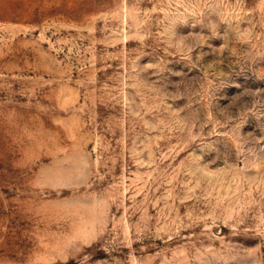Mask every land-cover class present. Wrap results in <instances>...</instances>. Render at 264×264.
Wrapping results in <instances>:
<instances>
[{"label":"rangeland","instance_id":"obj_1","mask_svg":"<svg viewBox=\"0 0 264 264\" xmlns=\"http://www.w3.org/2000/svg\"><path fill=\"white\" fill-rule=\"evenodd\" d=\"M0 264H264V0H0Z\"/></svg>","mask_w":264,"mask_h":264}]
</instances>
